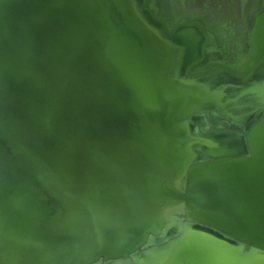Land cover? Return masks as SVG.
<instances>
[{
	"label": "water",
	"instance_id": "water-1",
	"mask_svg": "<svg viewBox=\"0 0 264 264\" xmlns=\"http://www.w3.org/2000/svg\"><path fill=\"white\" fill-rule=\"evenodd\" d=\"M155 2L0 0V264H264V16Z\"/></svg>",
	"mask_w": 264,
	"mask_h": 264
},
{
	"label": "flooded vegetation",
	"instance_id": "flooded-vegetation-1",
	"mask_svg": "<svg viewBox=\"0 0 264 264\" xmlns=\"http://www.w3.org/2000/svg\"><path fill=\"white\" fill-rule=\"evenodd\" d=\"M155 3L168 18L166 21L163 15L160 16L168 27L196 22L209 34L210 47L219 44L221 58L215 54V51L208 55L205 50L203 58L193 65L194 67L203 64L209 71L228 68V62H225L227 67L218 66V61L224 57L233 55L241 64L246 57L250 56L252 53L248 50L252 47L249 40L250 33L256 20L264 16V0H156ZM209 129L232 130L225 121L211 124ZM237 132L243 133L242 130Z\"/></svg>",
	"mask_w": 264,
	"mask_h": 264
}]
</instances>
